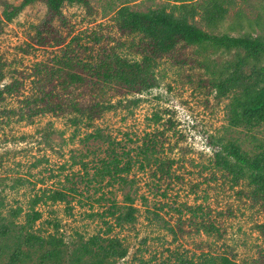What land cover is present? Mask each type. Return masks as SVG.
I'll return each instance as SVG.
<instances>
[{
  "label": "rangeland",
  "instance_id": "1",
  "mask_svg": "<svg viewBox=\"0 0 264 264\" xmlns=\"http://www.w3.org/2000/svg\"><path fill=\"white\" fill-rule=\"evenodd\" d=\"M87 1L90 11L62 8V45L39 47L33 28L44 5L25 6L7 22L4 5L16 7L19 0H0V86L15 88L0 102V264H86L101 258L108 239L124 252L106 256L110 264H218L220 257L263 263L264 203L247 178L215 164L227 142L249 156L264 151V128L229 127L227 99L210 86L233 52L178 49L156 64L152 89L123 96L103 89L113 108L91 122L46 111L42 92L56 83L50 69L65 49L87 63L111 53L137 61L136 39L113 27L115 11L170 3ZM263 23L256 0H236L214 29L195 18L198 28L229 36L261 34ZM98 93L79 99L96 100Z\"/></svg>",
  "mask_w": 264,
  "mask_h": 264
},
{
  "label": "trees",
  "instance_id": "2",
  "mask_svg": "<svg viewBox=\"0 0 264 264\" xmlns=\"http://www.w3.org/2000/svg\"><path fill=\"white\" fill-rule=\"evenodd\" d=\"M235 1L170 0V3L145 12L131 10L126 5L119 7L112 17L113 27L119 34L136 39L131 46L139 60L128 61L111 53L98 57L96 63H87L76 57L73 60L68 55L72 50L65 49L60 59L56 60L58 67L50 69L49 77L52 79L55 76L56 83H49L50 87L42 92L46 99V111L55 115L73 112L91 122L113 108L110 99H102L103 89L111 88L114 95L121 96L148 91L156 84L153 69L159 60L171 57L178 49L208 47L213 51L233 52L232 59L221 63L216 76L210 81L216 96L227 99V125L246 131L264 128V65L261 64L264 60V23L261 34L243 33L239 36L225 33L216 35L195 25V18H198L206 28H216ZM240 1L244 3L250 0ZM256 1L264 17V0ZM37 2L45 8L43 19L33 28L32 41L39 47H58L63 44L64 38L60 35L59 27L65 28L67 24L61 12L64 6L77 5L90 11L87 0H19L16 7L4 5L2 14L5 21H10L25 6ZM259 24L255 22V25ZM14 90L12 85L0 86V102L4 94ZM95 91L101 95H98L99 99L89 102L79 99L83 93ZM220 149L225 155L223 157L216 153L215 164L235 177L247 178L252 192L264 203V151L249 156L233 142H227ZM112 166L116 171L128 170V166L120 169ZM54 196L59 198V194ZM131 214L132 209L128 208L125 213L128 221L132 220ZM114 247H119V243L108 239L106 250L99 247L104 250L101 258L95 257V260L86 264H110L106 256H123L124 252L116 251ZM261 258V264H264V255ZM184 264H212V261L203 259L197 263L191 260ZM218 264L236 263L220 257Z\"/></svg>",
  "mask_w": 264,
  "mask_h": 264
}]
</instances>
